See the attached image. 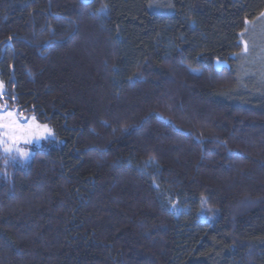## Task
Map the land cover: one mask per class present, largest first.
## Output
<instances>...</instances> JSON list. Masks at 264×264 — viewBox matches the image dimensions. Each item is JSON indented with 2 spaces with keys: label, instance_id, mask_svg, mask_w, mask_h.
<instances>
[{
  "label": "trees",
  "instance_id": "16d2710c",
  "mask_svg": "<svg viewBox=\"0 0 264 264\" xmlns=\"http://www.w3.org/2000/svg\"><path fill=\"white\" fill-rule=\"evenodd\" d=\"M263 12L0 0L3 99L56 139L0 175V264H264V92L237 58Z\"/></svg>",
  "mask_w": 264,
  "mask_h": 264
},
{
  "label": "rangeland",
  "instance_id": "374dc122",
  "mask_svg": "<svg viewBox=\"0 0 264 264\" xmlns=\"http://www.w3.org/2000/svg\"><path fill=\"white\" fill-rule=\"evenodd\" d=\"M264 13V12H263ZM241 52L237 57L239 74L243 77V80L248 83L245 90H254L255 88H261V92H264V15L259 16L256 20L247 22V28L240 36ZM245 44L248 46L247 52H245ZM236 56V55H235ZM233 56V57H235ZM214 66L217 69H221L224 66H228L226 61L216 60ZM249 94V93H248ZM4 98V86L0 81V116L4 117L0 120V123L5 125L10 124L11 120H17L23 124L39 125L38 128H33L31 132L26 134V140H19L15 144L11 142L9 136L4 135L9 131L8 128H0V140L4 143L0 144V164L2 169L0 175L3 177L9 176L10 165H24L31 158L34 149L41 147L44 143L54 142L55 134L52 128L47 124L39 123L34 116L24 115L18 113L15 107H12L8 100ZM13 113L12 117H8L7 113ZM34 118V120L32 119ZM46 126V127H45ZM19 135V134H18ZM5 148H10L11 151L6 152ZM19 149V151H17ZM22 152L28 153L27 156L21 155Z\"/></svg>",
  "mask_w": 264,
  "mask_h": 264
},
{
  "label": "snow or ice",
  "instance_id": "6c2138e0",
  "mask_svg": "<svg viewBox=\"0 0 264 264\" xmlns=\"http://www.w3.org/2000/svg\"><path fill=\"white\" fill-rule=\"evenodd\" d=\"M262 15H264V13H262ZM244 50H245V52H247V50H248L247 44H245ZM7 115H8V117H12L13 113L8 112ZM3 119H4V117L0 116V120H3ZM32 119L34 120V118H32ZM34 127L38 128L40 126L39 125H35L34 123L23 124V123H20L17 120H11L10 124H7V125H5L3 123H0V128H8L9 129V131L7 133H4V135L9 136V139L11 140V142L13 144H15L19 140H25V142H27L26 134L31 132V130ZM3 143H4V141L0 140V144H3ZM5 151L8 152V151H11V149L10 148H5ZM17 151H19V149H17ZM21 155L27 156L28 153L22 152Z\"/></svg>",
  "mask_w": 264,
  "mask_h": 264
}]
</instances>
